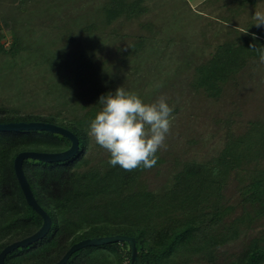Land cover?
<instances>
[{"label":"trees","instance_id":"trees-1","mask_svg":"<svg viewBox=\"0 0 264 264\" xmlns=\"http://www.w3.org/2000/svg\"><path fill=\"white\" fill-rule=\"evenodd\" d=\"M145 1L111 0L109 19H118L123 12L139 17L147 11ZM205 1L219 5L234 36L219 43L210 58L196 66L193 76L194 88L218 97L223 85L235 80L240 71L264 64L259 50L264 48V26L256 27L251 17L264 0ZM246 11L247 19L239 22ZM252 44L256 48H249ZM0 50L15 54L19 43L13 40L10 47L0 43ZM87 118H62L63 126L79 139L74 156L54 162L24 160L33 193L52 222L43 238L9 252L5 264H53L79 240L114 234L137 239L135 264H264V232L252 236L239 251H223L240 238L241 225L250 218L237 215L238 206L248 212L251 207L255 217H264V118L250 120L240 133L229 132L211 158L182 161L172 185L161 191L140 184L148 169L129 172L119 165L113 167L108 163L110 155L93 163L87 129L94 117L87 114ZM54 119L52 114L0 106V123H54ZM70 144L67 137L45 130L0 131V252L37 231L43 222L21 189L15 156L24 150L61 151ZM232 183L237 185V203L226 194ZM65 264H131L130 245L86 246Z\"/></svg>","mask_w":264,"mask_h":264},{"label":"rangeland","instance_id":"rangeland-1","mask_svg":"<svg viewBox=\"0 0 264 264\" xmlns=\"http://www.w3.org/2000/svg\"><path fill=\"white\" fill-rule=\"evenodd\" d=\"M202 1L146 0L145 14L130 18L123 12L110 20L111 0H0V43H19L15 54L0 50V106L52 114L63 126L64 116L95 117L103 107L99 97L118 87L146 104L165 97L173 108L166 147L140 179L143 186L163 190L182 161L211 158L229 132L240 133L250 120L264 118V64L240 71L218 97L194 88L196 66L234 37L219 5ZM257 10L264 12V1L251 17ZM247 17L248 11L238 21ZM89 151L93 163L110 155L92 138ZM236 186L226 191L233 203L239 200ZM248 209L237 207V215L250 218L223 251H239L264 232V217Z\"/></svg>","mask_w":264,"mask_h":264},{"label":"clouds","instance_id":"clouds-1","mask_svg":"<svg viewBox=\"0 0 264 264\" xmlns=\"http://www.w3.org/2000/svg\"><path fill=\"white\" fill-rule=\"evenodd\" d=\"M252 19L256 27L264 26V12L255 11ZM249 48H256V44ZM259 50L260 61L264 63V48ZM98 103L102 110L90 121L87 134L110 154L108 163L129 172L156 166L159 159L156 153L166 147L165 139L173 119V108L166 98L161 96L156 102L146 104L135 92L122 86L114 93L101 95Z\"/></svg>","mask_w":264,"mask_h":264},{"label":"water","instance_id":"water-1","mask_svg":"<svg viewBox=\"0 0 264 264\" xmlns=\"http://www.w3.org/2000/svg\"><path fill=\"white\" fill-rule=\"evenodd\" d=\"M10 130H45L51 133L61 134L67 137L71 144L67 149L61 151H36V150H24L19 152L14 158V171L24 193V196L35 211L43 218L40 228L29 236H26L20 240H16L7 246H5L0 252V264H5L6 255L12 250L27 246L40 238H43L51 227V217L46 210L38 203L33 190L29 184L27 176L23 169V162L27 158L42 160L46 162L64 161L74 156L79 150L78 137L68 128L45 121H29V122H5L0 123V131ZM114 242H128L131 249V264H135L138 259V243L134 236L127 234H114L107 236H99L92 238H85L73 243L70 248L64 253V255L53 264H65L71 255L86 246L91 245H104Z\"/></svg>","mask_w":264,"mask_h":264},{"label":"crops","instance_id":"crops-1","mask_svg":"<svg viewBox=\"0 0 264 264\" xmlns=\"http://www.w3.org/2000/svg\"><path fill=\"white\" fill-rule=\"evenodd\" d=\"M205 0H203L202 2H204ZM206 2V1H205Z\"/></svg>","mask_w":264,"mask_h":264}]
</instances>
